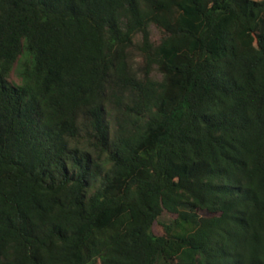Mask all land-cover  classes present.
I'll return each instance as SVG.
<instances>
[{
    "label": "trees",
    "instance_id": "1",
    "mask_svg": "<svg viewBox=\"0 0 264 264\" xmlns=\"http://www.w3.org/2000/svg\"><path fill=\"white\" fill-rule=\"evenodd\" d=\"M0 264H264V0H0Z\"/></svg>",
    "mask_w": 264,
    "mask_h": 264
},
{
    "label": "rangeland",
    "instance_id": "2",
    "mask_svg": "<svg viewBox=\"0 0 264 264\" xmlns=\"http://www.w3.org/2000/svg\"><path fill=\"white\" fill-rule=\"evenodd\" d=\"M255 1H261V0H255ZM151 36H152V39L154 41H158L161 37V34L159 32V30L153 26L152 29H151ZM140 39V38H139ZM138 39V40H139ZM134 56H135V61H134V68L139 72L141 73L142 72V64H143V60L142 58L140 57V54H137V52L133 53ZM152 76L154 78H157V79H160V75L159 73L154 70L153 73H152ZM10 81L14 82V83H20V78L18 76V73L16 70H13V72L11 73L10 75V78H9ZM172 219V215H169V214H164V216L162 217V220L164 221H170Z\"/></svg>",
    "mask_w": 264,
    "mask_h": 264
}]
</instances>
